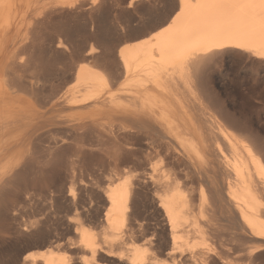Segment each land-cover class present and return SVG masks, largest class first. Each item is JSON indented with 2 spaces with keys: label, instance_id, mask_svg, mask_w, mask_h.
<instances>
[{
  "label": "bare ground",
  "instance_id": "6f19581e",
  "mask_svg": "<svg viewBox=\"0 0 264 264\" xmlns=\"http://www.w3.org/2000/svg\"><path fill=\"white\" fill-rule=\"evenodd\" d=\"M85 1L0 0V264H254L264 140L207 74L224 53L264 63V0H177L108 71L90 47L52 83L19 31Z\"/></svg>",
  "mask_w": 264,
  "mask_h": 264
},
{
  "label": "rangeland",
  "instance_id": "374dc122",
  "mask_svg": "<svg viewBox=\"0 0 264 264\" xmlns=\"http://www.w3.org/2000/svg\"><path fill=\"white\" fill-rule=\"evenodd\" d=\"M88 1L86 0L83 5H80V8H67L66 10L64 7L59 8L61 13L58 10H56L57 13H55L56 11L52 12L53 15L47 13V19L50 17L48 21L45 16V18L38 17L40 20L35 18L38 20L35 21L32 14V20L35 21L34 25L33 22L31 23L33 29L32 25L28 29L27 26H23L19 31V36L24 35L27 40L32 35L33 40L29 39L28 44H31V48L34 47L33 53L30 52L32 49L26 50V52L32 53L30 56L34 58L36 55L39 56V59L43 57V61L53 64L57 79L53 78L50 81L52 83H59L61 79L58 77L65 76V71L70 72L72 68L75 70L78 61H80L79 57L84 56L90 47L96 49L94 53L97 57L90 58L86 63L100 70L104 68L107 70L106 64L109 58L110 62L120 48L140 39L141 35L147 36L146 32H152V27L165 19L170 14L174 3L177 2V0H135L129 4V0H101V3L99 1L98 4L91 5ZM50 11L52 10L48 12ZM41 18H43V24L35 26L36 22L42 23ZM27 19L29 21V18ZM26 29L29 31L28 33ZM31 30H33V34ZM32 42H36L35 45ZM58 42H61L59 48ZM219 58L215 62L217 67L214 64L211 67L212 70L208 71L207 83L209 87L214 94H217L216 97L223 103L226 110L232 111L230 113L246 124L255 136L264 140V63L245 54L237 55V53H224ZM102 59L105 61L103 62ZM75 157L73 156V158ZM94 169L97 172V177H104L111 167L108 163L102 162L95 163ZM227 224L225 221L220 223L224 228H228ZM261 251L256 253L255 259H253L254 264H264V249Z\"/></svg>",
  "mask_w": 264,
  "mask_h": 264
}]
</instances>
